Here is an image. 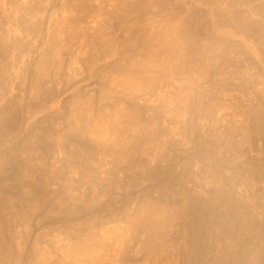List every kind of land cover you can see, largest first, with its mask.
Listing matches in <instances>:
<instances>
[{"label":"rangeland","instance_id":"rangeland-1","mask_svg":"<svg viewBox=\"0 0 264 264\" xmlns=\"http://www.w3.org/2000/svg\"><path fill=\"white\" fill-rule=\"evenodd\" d=\"M0 137V264H264V0H0Z\"/></svg>","mask_w":264,"mask_h":264},{"label":"bare ground","instance_id":"bare-ground-1","mask_svg":"<svg viewBox=\"0 0 264 264\" xmlns=\"http://www.w3.org/2000/svg\"><path fill=\"white\" fill-rule=\"evenodd\" d=\"M73 65V64H72ZM57 84V83H56ZM55 87V86H54ZM103 94V93H102ZM23 102V101H22ZM167 108V107H166ZM164 110V109H163ZM24 128V127H23ZM6 130V129H5ZM1 138V137H0ZM214 140V139H213ZM97 141V140H96ZM98 142V141H97ZM224 142V141H223ZM138 149V148H137ZM122 158V157H121ZM56 160V159H55ZM31 181V180H30ZM30 183V182H29ZM37 185V184H36ZM40 186V185H39ZM263 188V187H262ZM40 190V197H39V200L42 202V200L45 202L46 200V196H47V187L46 186H41L39 188ZM262 196V195H261ZM261 196L259 198H261ZM26 198V197H25ZM39 203V202H38ZM252 206V205H251ZM259 207V206H258ZM261 207V206H260ZM256 208V207H255ZM262 208V207H261ZM20 212V211H19ZM22 212V211H21ZM25 212V211H24ZM26 213V212H25ZM258 214V213H257ZM260 214V213H259ZM262 216V214H261ZM260 217V216H259ZM147 219V218H146ZM149 219V218H148ZM164 220V219H163ZM259 222V221H258ZM262 222V221H261ZM256 224V223H255ZM162 225V224H161ZM107 245V244H106ZM100 251V250H99ZM90 257V256H89ZM92 258V257H91ZM261 258V257H260ZM93 260V259H92ZM97 260H98V257H97ZM101 260V258H100ZM90 261V260H89ZM242 262V261H241ZM254 264V263H253Z\"/></svg>","mask_w":264,"mask_h":264}]
</instances>
